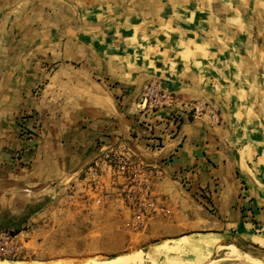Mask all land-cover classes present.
<instances>
[{
	"label": "crops",
	"instance_id": "crops-1",
	"mask_svg": "<svg viewBox=\"0 0 264 264\" xmlns=\"http://www.w3.org/2000/svg\"><path fill=\"white\" fill-rule=\"evenodd\" d=\"M150 83L174 102L144 109ZM129 194L165 208L139 232L150 257L198 235L190 264L264 250V0H0V230H25L20 262L132 246Z\"/></svg>",
	"mask_w": 264,
	"mask_h": 264
},
{
	"label": "rangeland",
	"instance_id": "rangeland-1",
	"mask_svg": "<svg viewBox=\"0 0 264 264\" xmlns=\"http://www.w3.org/2000/svg\"><path fill=\"white\" fill-rule=\"evenodd\" d=\"M135 218L136 217L134 215H131L126 226V229L132 234V246L122 247L121 249L117 250V254H112V246H105L102 249L85 247L83 255L81 257H78L77 262H68L65 264H101L104 262L113 261V258H115L116 256H128V259L125 261L114 260V264H188L189 260L191 261L192 255H186L188 254V246L186 244H177L175 245V248L168 249L166 246L167 244L165 243L159 249L161 253L156 255V257H150L151 253L155 251L154 247L157 246L156 244L154 245L156 240L149 239L147 241L149 247L147 248L141 246L142 239H144L143 236L139 235V232H141V230L135 231L132 228V226L136 224ZM145 229H147V226ZM229 244L231 245L221 244V246H217L212 251L211 255L207 257L206 255H203L206 258L202 262H199L197 264H264L263 249L257 248L251 243L242 241H237L236 243ZM206 249L207 252L210 251L209 247H206ZM192 252L196 253V251H193L191 249L190 254ZM207 252H205L204 254H206ZM199 253H201V251L197 252V254ZM20 261L21 258L19 257L16 260L7 262L10 264H25L21 263ZM0 262L3 261L0 260Z\"/></svg>",
	"mask_w": 264,
	"mask_h": 264
},
{
	"label": "built area",
	"instance_id": "built-area-1",
	"mask_svg": "<svg viewBox=\"0 0 264 264\" xmlns=\"http://www.w3.org/2000/svg\"><path fill=\"white\" fill-rule=\"evenodd\" d=\"M174 100L172 96L159 92L154 83H150L145 88L140 105L143 106L144 109L154 110L160 103L172 104ZM108 167L111 175L114 173L113 177H115L116 173L127 172V164L119 159L109 158ZM135 167L138 170H142L148 174L150 173L148 169L143 168L138 163ZM98 169V163H94L88 168L86 174L96 175ZM125 201L131 202L132 215L136 217V224L132 226L135 231L145 229L148 223L157 216L156 213L158 210H160L159 212L162 211L164 216L166 215L164 206L159 203L157 207L155 200L149 195L145 196L144 199H139L135 197L134 194H129ZM24 231L25 230L22 232H14L11 230H0V260L7 262L16 260L20 257L24 250Z\"/></svg>",
	"mask_w": 264,
	"mask_h": 264
},
{
	"label": "bare ground",
	"instance_id": "bare-ground-1",
	"mask_svg": "<svg viewBox=\"0 0 264 264\" xmlns=\"http://www.w3.org/2000/svg\"><path fill=\"white\" fill-rule=\"evenodd\" d=\"M249 237L255 241V242H258L259 244L261 245H264V240L260 239V238H257L255 236H252V235H249ZM211 238L205 235H198L195 237V239H193L190 243H185L187 246L191 247L193 249V251H196L197 252H200L201 249L211 243ZM183 242H186V241H183ZM180 243H182V241H180ZM185 246V245H184ZM230 250V248H229ZM159 251V249H158ZM166 251V250H165ZM161 253V252H160ZM193 253V252H192ZM166 254V253H165ZM139 255V254H138ZM139 257V256H138ZM161 257V256H160ZM131 258V257H130ZM128 259V256H123V257H120L118 258L117 260L119 261H125ZM136 259V258H135ZM134 261V260H133ZM0 264H10L8 262H0ZM101 264H114L113 261H109V262H104V263H101Z\"/></svg>",
	"mask_w": 264,
	"mask_h": 264
}]
</instances>
